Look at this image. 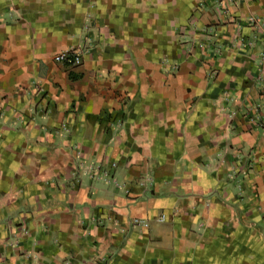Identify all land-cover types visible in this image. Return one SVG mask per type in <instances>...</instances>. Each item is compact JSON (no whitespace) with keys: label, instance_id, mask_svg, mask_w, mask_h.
<instances>
[{"label":"crops","instance_id":"obj_1","mask_svg":"<svg viewBox=\"0 0 264 264\" xmlns=\"http://www.w3.org/2000/svg\"><path fill=\"white\" fill-rule=\"evenodd\" d=\"M263 60L264 0H0V264H264Z\"/></svg>","mask_w":264,"mask_h":264},{"label":"built area","instance_id":"obj_2","mask_svg":"<svg viewBox=\"0 0 264 264\" xmlns=\"http://www.w3.org/2000/svg\"><path fill=\"white\" fill-rule=\"evenodd\" d=\"M55 60L58 62H62L64 64L73 65L80 63L83 60V52L80 49H68L66 51L61 52L55 57ZM259 78H263L264 82V60H263V67L261 68V74ZM258 119L261 124L264 125V106L258 111ZM166 214H162L160 219H164Z\"/></svg>","mask_w":264,"mask_h":264}]
</instances>
